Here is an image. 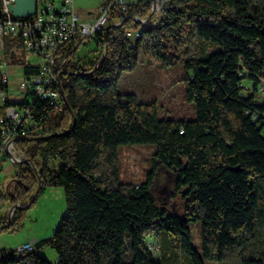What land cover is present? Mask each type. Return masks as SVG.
I'll use <instances>...</instances> for the list:
<instances>
[{"label": "trees", "instance_id": "16d2710c", "mask_svg": "<svg viewBox=\"0 0 264 264\" xmlns=\"http://www.w3.org/2000/svg\"><path fill=\"white\" fill-rule=\"evenodd\" d=\"M161 8V22L135 40L125 30L138 24L117 25L113 16L103 38L94 37L106 47L93 62L75 60L87 40L62 50L56 86L65 108L36 101L37 136L17 142L33 166L22 163L13 190L0 183V196L31 202L39 175V193L63 187L66 208L53 233L21 258L1 248L0 264H162L149 247L161 232L180 238L192 264H264V194L256 187L264 177V0H161ZM129 11L148 16L149 2L129 3ZM142 50L162 65L183 64L195 118L161 117L156 101L119 91ZM136 143L157 145L153 167L143 183L122 182L118 147ZM159 164L175 173L181 210L151 192ZM25 209L10 223L1 217L0 230H15ZM192 221L201 222V251ZM46 245L58 252L55 263L40 253Z\"/></svg>", "mask_w": 264, "mask_h": 264}, {"label": "built area", "instance_id": "2783aa9c", "mask_svg": "<svg viewBox=\"0 0 264 264\" xmlns=\"http://www.w3.org/2000/svg\"><path fill=\"white\" fill-rule=\"evenodd\" d=\"M12 1L0 0V172L8 162L30 163L17 142L37 136L40 122L33 112L38 99L45 101L56 112L64 110L65 102L56 85L59 70L66 59L59 57L68 43L78 39L84 42L92 37L103 38L113 16H119L115 20L117 25L127 19L138 24L125 30V35L133 40L140 37L144 29L157 25L162 19L161 0H147L150 5L148 16L130 12L127 0H103L97 15L91 20L81 18L74 0H37V11L28 18L12 15L9 7ZM100 47L105 48L106 45L100 41ZM16 50L24 56L22 61L15 59ZM28 53L33 54L35 59L25 62ZM100 63L101 60L96 65ZM26 67L32 68V71L26 72ZM14 76L18 78L12 84ZM13 96L21 98L16 101L12 100ZM16 209L12 206L7 210V223L13 220ZM34 241L30 239L15 247V257L19 259L33 250ZM149 247L155 256L160 251V245L155 241L150 242Z\"/></svg>", "mask_w": 264, "mask_h": 264}, {"label": "rangeland", "instance_id": "374dc122", "mask_svg": "<svg viewBox=\"0 0 264 264\" xmlns=\"http://www.w3.org/2000/svg\"><path fill=\"white\" fill-rule=\"evenodd\" d=\"M103 0H74L76 10L83 17L93 18L97 15V8ZM137 3L138 0H127ZM101 48L95 38H89L82 43L75 53V60L81 63H90L99 56ZM181 54V52H179ZM24 56L15 51V59L22 61ZM35 59L33 54H27L25 62ZM184 67L182 63L175 65H162L152 59L145 50L140 54L139 65L131 71H125L119 81V91L134 92L143 101H156L161 117L195 118L196 105L185 96V86L182 80ZM20 76V74H18ZM17 75V76H18ZM17 76L11 78V83H16ZM21 97L13 96L12 100L19 101ZM155 143L121 144L118 147L120 181L145 182L148 173L153 167V152ZM9 163V162H8ZM0 172L2 185L7 191H12L15 184V172L22 163H9ZM158 176L151 187V192L156 199L170 209L181 210L183 201L181 193L175 192V173L163 164H159ZM257 190L264 194V177L257 176ZM17 203V202H16ZM20 203V201H19ZM25 203V202H23ZM14 205L11 199L0 196V218L8 220V209ZM66 208L65 190L61 186H46L41 191L35 202L25 209V214L16 229L6 228L0 230V249L15 248L33 237L45 238L56 229ZM15 215V213H14ZM14 218V217H13ZM192 242L198 251H201V222H190ZM161 245L159 254L162 264H192V261L181 247L179 237H169L164 232L154 237ZM48 260L55 263L58 252L52 246L46 245L40 251ZM205 264H221L218 261L206 260Z\"/></svg>", "mask_w": 264, "mask_h": 264}, {"label": "water", "instance_id": "95a60500", "mask_svg": "<svg viewBox=\"0 0 264 264\" xmlns=\"http://www.w3.org/2000/svg\"><path fill=\"white\" fill-rule=\"evenodd\" d=\"M9 7H10V10H11L12 15L14 17L28 18V17H30L36 13V11H37V0H13L10 3ZM0 16H1V13H0ZM30 164L33 166L31 161H30ZM33 168H34V171L38 174L37 169L35 167H33ZM38 180H39L38 186H37V189L33 195L31 202H27L25 204H20L19 202H17L13 206H15L17 208L18 207L27 208L28 206L31 205L32 201H35V199L37 198V196L39 194V189L42 186V180H41L39 175H38Z\"/></svg>", "mask_w": 264, "mask_h": 264}, {"label": "crops", "instance_id": "0c3cea01", "mask_svg": "<svg viewBox=\"0 0 264 264\" xmlns=\"http://www.w3.org/2000/svg\"><path fill=\"white\" fill-rule=\"evenodd\" d=\"M98 9V8H97ZM79 13V12H78ZM80 14V13H79ZM80 16H81V18L83 19V20H91L92 18H90V17H83L82 16V14H80ZM94 18V17H93ZM158 174H159V172H158ZM158 174H157V176H158ZM155 179H156V177H155ZM43 238V237H42ZM42 238H39V237H33L32 239L33 240H39V239H42ZM27 241V240H26Z\"/></svg>", "mask_w": 264, "mask_h": 264}]
</instances>
